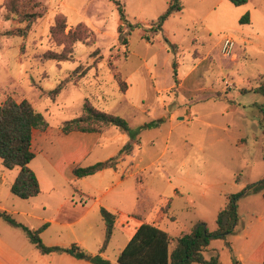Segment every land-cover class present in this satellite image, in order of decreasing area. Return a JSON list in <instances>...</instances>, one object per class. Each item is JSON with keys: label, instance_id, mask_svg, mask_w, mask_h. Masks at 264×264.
I'll list each match as a JSON object with an SVG mask.
<instances>
[{"label": "rangeland", "instance_id": "rangeland-1", "mask_svg": "<svg viewBox=\"0 0 264 264\" xmlns=\"http://www.w3.org/2000/svg\"><path fill=\"white\" fill-rule=\"evenodd\" d=\"M115 1L130 23L140 24L129 34L122 28L125 43L119 40ZM180 1L182 10L153 32L149 27L168 0H19V9L42 15L19 35L14 31L27 23L6 10L7 0H0V104L8 97L25 98L48 122L46 129L34 132L32 141L31 167L40 192L26 199L12 194L9 186L18 167L7 169L0 162V209L31 229L47 223L40 234L45 244L75 243L89 255L97 254L104 237L101 207L111 208L118 220L137 207L150 216L162 213L160 227L173 236L190 231L197 222L213 231L227 196L264 177L263 95L253 90L264 82V0L239 6L229 0ZM247 11L250 22L241 24ZM60 15L66 19L65 32L81 22L88 27L89 39L73 45L71 60L57 62L46 53L62 50L49 33ZM226 36L234 41L228 55L221 51ZM81 71L84 75L77 78ZM66 77L61 92L54 99L47 96ZM86 100L123 117L137 142L116 170L76 180L69 163L57 174L47 159L55 164L63 157L66 162L77 150L79 139L62 134L60 127L81 114ZM128 139L116 127L90 133L82 147L88 152L73 163L86 166L105 160ZM81 188L86 196L78 193ZM263 211L264 186L240 195L233 231L212 239L205 257L235 264L232 244H243L241 227L253 230L256 214ZM132 230L115 224L102 254L107 264H118V252ZM262 234L264 229L254 237ZM0 259H21L18 264H72L62 259H82L76 264H92L67 254H40L21 229L2 220Z\"/></svg>", "mask_w": 264, "mask_h": 264}, {"label": "trees", "instance_id": "trees-1", "mask_svg": "<svg viewBox=\"0 0 264 264\" xmlns=\"http://www.w3.org/2000/svg\"><path fill=\"white\" fill-rule=\"evenodd\" d=\"M235 6L245 4L247 0H229ZM19 0H7L6 10L14 13L20 21H25V28H17L14 32L19 35L25 34L26 29L37 18L42 15L37 12H29L19 9ZM119 12V40L126 42L122 36V28L127 27V33L140 27L139 23H130L124 13L123 7L115 1ZM36 5V3H34ZM183 5L180 0H168L166 8L159 14L156 21L149 29L153 32L162 30L164 22L174 13L181 11ZM241 24L250 22L249 12H245L239 19ZM66 19L63 15L56 17L50 26L51 39L62 45L59 52L48 51L46 58L57 62L71 60L73 57V45L76 42H86L89 39L88 27L84 23H77L75 27L65 32ZM6 32V34H14ZM78 67L73 71L77 73ZM85 71L77 74L81 78ZM69 78L61 80L53 89L46 92L47 96L54 99L63 89ZM264 96V82L253 89ZM259 110L264 121V103L260 104ZM116 127L128 134L129 139L119 150L109 158L94 162L86 166L77 165L72 169L76 178H81L96 173L105 168L115 169L123 156L130 154L133 144L137 142L134 132L127 121L116 114L101 111L95 108L89 101H85L80 115L65 120L61 124V132H97L102 133L110 127ZM48 122L43 114L36 110L30 101L23 98L16 101L13 98H6L0 104V162L4 168L12 169L18 167V173L9 186L12 194L19 198H30L40 192L38 179L34 171L29 167V162L35 154L32 150V135L34 130H44ZM239 174L237 175V178ZM264 186V177L256 182L246 185L244 190L227 196L226 204L221 207L216 215L217 227L215 230H208L202 222H197L190 231H184L180 235L171 236L167 231L151 223L142 222L128 239L125 246L118 252V264H216L217 258L206 259L203 255L204 248L214 238H226L230 234L238 220L237 199L244 193L256 192ZM101 219L104 223V237L97 254L89 255L79 245L73 243L70 247L59 245H47L41 239V232L47 227V223L39 228L31 229L17 221L9 212L0 209V219L6 224L23 231L26 239L41 254L67 253L75 258H85L93 264H107L101 253L106 249L112 235L115 215L101 207L99 209ZM229 246V241H226Z\"/></svg>", "mask_w": 264, "mask_h": 264}, {"label": "crops", "instance_id": "crops-1", "mask_svg": "<svg viewBox=\"0 0 264 264\" xmlns=\"http://www.w3.org/2000/svg\"><path fill=\"white\" fill-rule=\"evenodd\" d=\"M200 89V88H199ZM203 89L201 88V91ZM200 91V90H199ZM264 101V97L262 96V100H261V104L263 103ZM114 127V126H113ZM111 128V127H110ZM110 128H108L106 131L104 132H107ZM36 130L33 131V135H34V132ZM102 132V133H104ZM123 132V131H122ZM62 133V132H61ZM90 133H97V132H70V133H67L69 134V136H72V138L75 140L79 139L78 141V145L75 146V149H77L76 151L72 152V156L71 158H66L64 160H66V162L63 161V157H58L57 158V162L55 164H52L50 163V161L47 159V162H48V165L57 173V174H62V169L66 168L67 166V163H69V167H70V170H71V173H72V169L77 166L75 163H73V160H77L79 159L80 157L84 156L88 150H84L82 147H83V144H85V139L87 138L88 134ZM63 134V133H62ZM77 134V135H76ZM78 134H82V135H78ZM98 134H101V133H98ZM33 135H32V141H33ZM66 135V134H65ZM81 143V144H80ZM33 143H31L32 145ZM32 150H33V147H32ZM119 150V149H118ZM34 151V150H33ZM133 153V149H132V152L130 154ZM35 157V156H34ZM34 159V158H33ZM33 159L29 162V166L30 168L33 170V168L31 167V162L33 161ZM71 160V161H70ZM121 161V160H120ZM119 161V163H120ZM72 162V163H71ZM71 163V164H70ZM118 163V164H119ZM118 164L116 166L115 169L113 168H105L103 170H100V171H97L96 173L94 174H91V175H88V176H92V175H95V174H98L100 172H104L105 170H116L117 167H118ZM36 177H37V174L36 172H34ZM73 175V174H72ZM74 177V176H73ZM84 177H87V176H84ZM84 177H81V178H84ZM81 178H76L74 177V179L76 180H79ZM123 178V176H122ZM38 179V178H37ZM236 181H239V177L237 178L236 176ZM78 193L80 195H83V196H86L87 194H85V192L83 191V189H78ZM74 192H76L74 190ZM72 196V194L70 195ZM68 197L71 199V197ZM69 199V200H70ZM131 202V200H130ZM133 203V201H132ZM131 203V204H132ZM106 209V208H105ZM111 208H107L108 211H110ZM112 209H115L117 211H119V213L121 212L118 208H114L112 207ZM111 212V211H110ZM113 213V212H111ZM114 214V213H113ZM121 214H125V213H121ZM148 215L145 211H142L141 209L138 210V207L137 208H134L133 210H131L130 213H127V217L125 220H122V218L120 220H118V218L116 217L115 215V221H114V227H113V230L115 228V224L117 222L120 223L122 229L124 230H129L131 228H133L129 238L132 236V234L134 233L135 229L142 223V222H147V223H151L153 225H156L158 226L159 228L160 227V220L163 218V214H158V215H148V217L146 219H144V216ZM139 216L141 218H139ZM101 217V216H100ZM143 217V218H142ZM153 217H156L155 221L152 220ZM2 220V219H0ZM3 221V220H2ZM4 222V221H3ZM104 224V223H103ZM8 225V224H7ZM253 230H249L247 231V228L245 226H242L241 227V230H240V233L239 235L242 237V238H245L244 239V242L243 244H240V246L238 248L235 247L234 244H232V251L234 252V255H235V259H237L239 262H242L244 264V261H247L249 264H264V234H262L259 238H257V235L254 237V234H258L259 231L261 229H264V211L262 214H256V223L254 224L253 226ZM162 229V228H161ZM164 230V229H163ZM166 231V230H165ZM169 233V232H168ZM112 234H113V231H112ZM170 234V233H169ZM253 234L252 237H250L251 235ZM171 235V234H170ZM180 235V234H179ZM239 235H237L236 237H238ZM173 236V235H171ZM177 236V235H176ZM112 237V235H111ZM111 239V238H110ZM110 241V240H109ZM78 245V244H77ZM208 246V245H207ZM207 246L204 248L203 250V255H204V251H206L207 249ZM106 250V249H105ZM105 250L101 253V255L105 252ZM40 253V252H39ZM54 253V252H53ZM41 254V253H40ZM50 254V253H49ZM58 254H67V253H58ZM45 255V254H43ZM67 256H71L69 254H67ZM73 257V256H72ZM205 257V255H204ZM206 258V257H205ZM206 259H209V258H206ZM21 259H0V264H18L19 261ZM63 261L67 262V263H72V264H76L78 262V260H82V259H62ZM86 260V259H85ZM237 261V262H238ZM86 262H90L88 260H86ZM237 262L235 264H237ZM218 263V261H217ZM216 263V264H217ZM93 264V263H92Z\"/></svg>", "mask_w": 264, "mask_h": 264}, {"label": "built area", "instance_id": "built-area-1", "mask_svg": "<svg viewBox=\"0 0 264 264\" xmlns=\"http://www.w3.org/2000/svg\"><path fill=\"white\" fill-rule=\"evenodd\" d=\"M233 48H234V41L229 36L224 37L221 43L222 53L228 55L231 53Z\"/></svg>", "mask_w": 264, "mask_h": 264}, {"label": "water", "instance_id": "water-1", "mask_svg": "<svg viewBox=\"0 0 264 264\" xmlns=\"http://www.w3.org/2000/svg\"><path fill=\"white\" fill-rule=\"evenodd\" d=\"M238 264H241V263H238Z\"/></svg>", "mask_w": 264, "mask_h": 264}]
</instances>
